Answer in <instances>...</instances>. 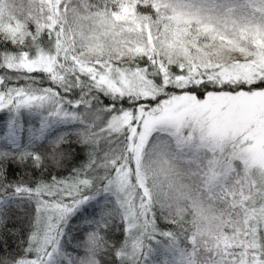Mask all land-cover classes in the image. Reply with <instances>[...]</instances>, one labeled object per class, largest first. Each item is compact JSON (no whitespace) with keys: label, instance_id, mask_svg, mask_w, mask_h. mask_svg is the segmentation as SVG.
<instances>
[{"label":"snow or ice","instance_id":"6c2138e0","mask_svg":"<svg viewBox=\"0 0 264 264\" xmlns=\"http://www.w3.org/2000/svg\"><path fill=\"white\" fill-rule=\"evenodd\" d=\"M3 111L0 264H264V0H0Z\"/></svg>","mask_w":264,"mask_h":264},{"label":"trees","instance_id":"16d2710c","mask_svg":"<svg viewBox=\"0 0 264 264\" xmlns=\"http://www.w3.org/2000/svg\"><path fill=\"white\" fill-rule=\"evenodd\" d=\"M9 47L11 48L14 46L9 45ZM0 134L2 133L0 132ZM0 146H2V142H0ZM69 150L71 155L63 161L62 167L56 168L49 165V169L47 171H41L40 169L33 168L29 161L20 162L18 158L10 159L5 165L6 179L11 183L23 181L26 184L31 185L40 179L47 180L50 175L58 176L59 178L70 177L73 169L80 168L81 165L87 162L89 148L85 145L76 143L75 138L73 137ZM155 211L158 216V226L166 227V230L167 228L174 227L172 225H167L166 221L163 219V216L168 215V209H161L159 206H157ZM119 223V218H117L113 222V226ZM29 229V217L26 216L24 212L13 207L8 212V216L4 225H0V255L15 254L20 252L28 238ZM102 234H104L106 238L109 239L110 243L117 240H122L125 235L118 229L114 232L109 231ZM157 239L163 240L164 238L157 236ZM73 243H75V241H73ZM67 250L71 252L72 248L69 247ZM98 259L101 260V264H108V261H110L112 257L108 255V250L106 249L99 255Z\"/></svg>","mask_w":264,"mask_h":264},{"label":"rangeland","instance_id":"374dc122","mask_svg":"<svg viewBox=\"0 0 264 264\" xmlns=\"http://www.w3.org/2000/svg\"><path fill=\"white\" fill-rule=\"evenodd\" d=\"M8 119V113L6 111H3V112H0V132L2 133V126H3V123ZM37 126H38V123H37ZM27 127V125H26ZM26 141H23L22 140V143H24Z\"/></svg>","mask_w":264,"mask_h":264}]
</instances>
